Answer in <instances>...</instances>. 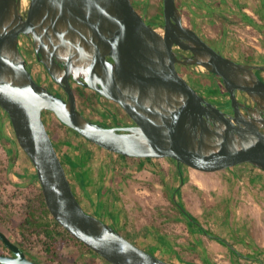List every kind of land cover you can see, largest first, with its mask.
I'll list each match as a JSON object with an SVG mask.
<instances>
[{"label":"water","instance_id":"water-1","mask_svg":"<svg viewBox=\"0 0 264 264\" xmlns=\"http://www.w3.org/2000/svg\"><path fill=\"white\" fill-rule=\"evenodd\" d=\"M163 2L161 34L132 0H30L25 10L22 0H0V106L36 168L53 216L112 264L175 263L85 209L44 111L53 112L89 141L125 156L171 157L179 164L201 166L248 162L264 170V78L257 72L264 71V64L223 54L185 24L177 0ZM22 35L31 39L37 59L67 96L33 76L20 46ZM177 63L203 66L218 75L233 112L200 93L177 70ZM74 81L117 101L135 123L112 126L89 118L78 107ZM0 239L14 252H0V263L42 264L1 229Z\"/></svg>","mask_w":264,"mask_h":264},{"label":"rangeland","instance_id":"rangeland-1","mask_svg":"<svg viewBox=\"0 0 264 264\" xmlns=\"http://www.w3.org/2000/svg\"><path fill=\"white\" fill-rule=\"evenodd\" d=\"M133 1L149 2L147 18L160 24L164 21L163 0ZM177 1L185 24L223 54L248 62L252 52L254 63L264 64V0ZM160 24L156 27L161 28ZM22 46L36 76L66 96L37 59L27 35ZM191 67L207 71L205 67ZM78 85L74 82L75 88ZM198 89L211 99L226 97L218 83ZM76 93L78 106L95 121L112 123L116 112L124 116L116 103L96 94V104L85 105ZM44 112L46 126L86 210L101 215L138 245L175 264H264L263 169L248 162L201 166L190 162L180 165L170 157H143L144 161L124 158L79 135L51 111ZM12 136L8 117L0 108V229L42 264H109L100 255L95 261L89 260L82 255L81 245L63 239L61 252L65 257L54 258L36 236L21 233L14 220L20 221L28 204L37 202L41 184L27 153L9 143ZM177 188L175 203L172 198ZM180 201L194 220L179 210ZM215 236L230 242L235 250L224 241L218 245ZM6 250L0 240V252Z\"/></svg>","mask_w":264,"mask_h":264},{"label":"trees","instance_id":"trees-1","mask_svg":"<svg viewBox=\"0 0 264 264\" xmlns=\"http://www.w3.org/2000/svg\"><path fill=\"white\" fill-rule=\"evenodd\" d=\"M177 2H178V5L180 6V8L182 9L181 3L179 1H177ZM133 4L140 12L142 11L143 16L145 17V19H147L148 22H152L147 18L149 16V9H148L149 2L140 1L139 3H135L133 1ZM163 4H164V2H163ZM203 5L204 4H201L200 7L201 8L204 7ZM162 12H163V10H162ZM152 23L155 25L160 24V22H152ZM219 51L222 52L221 50H219ZM253 56H254V54L251 52L249 54V56L247 57L248 62H255L253 59ZM181 73H182V75H184L187 78V80L189 81L190 84H192L193 86H195L197 88H200V87L201 88L202 87H209L210 88L213 85H215L216 83H218L219 85L222 86L224 92L226 94H228V91H227L226 87L224 86L222 79L220 77H218L217 75H215L214 73L208 71V70L207 71H197V70H194L191 66H183ZM78 87L79 88H77V87L75 88V92L80 93L81 100L85 105L96 104V91L95 90L88 88V87L81 85V84H79ZM83 88L91 89V91L90 92L85 91ZM76 95H77V93H76ZM230 101L231 100L229 99L228 102H230ZM0 108L5 112L6 116L8 117L9 128L11 129V131L13 133V136L11 138H9V143H11L13 145H17V147H21L18 143L12 122H11L10 117H9V114L1 106H0ZM98 122H100V121H98ZM101 123L104 125H107L106 123H103V122H101ZM71 129L74 130L73 128H71ZM74 131L76 133H78L76 130H74ZM78 134L81 135L80 133H78ZM97 146H99V145H97ZM99 147H101V146H99ZM120 155L123 156L124 158H135V157L125 156L122 154H120ZM145 158L153 159L151 157H145ZM171 159H173V158H171ZM61 160L63 161L62 158H61ZM173 160H175V159H173ZM80 163H81V161H79L78 163H75L77 168H79ZM63 164H64V161H63ZM180 165H181V163H180ZM67 173H68V171H67ZM73 189H74V187H73ZM74 191H75V189H74ZM179 192H180V190H179ZM179 192H178V194H179ZM172 200L175 202L174 198H172ZM179 203L181 205H183V203L181 201ZM177 206H179V205L177 204ZM179 210L182 211L181 208H179ZM14 223L18 224L19 229L21 230V233L24 236L28 237L27 235H31V236L34 235L40 241H42L45 245L47 253L54 258L65 257V254L63 252H61V241H62V239L73 241V242L77 243L78 245H81V248L83 249L82 255L87 257L89 260L94 259L93 261H95L97 256L99 255L97 252H95L90 247L85 245L83 242L78 240L68 230H66L64 228V226L53 216L51 210L49 209V207L46 203V199H45V195L43 193L42 187L40 188V192H39V195L37 198V202L31 201L27 206L24 217L20 221L14 220ZM120 232L123 233L130 240L134 241L130 236L126 235L121 230H120ZM154 254H155V252H154ZM104 260L107 263L112 264L108 260H106V259H104ZM191 264H197V263H191Z\"/></svg>","mask_w":264,"mask_h":264},{"label":"flooded vegetation","instance_id":"flooded-vegetation-1","mask_svg":"<svg viewBox=\"0 0 264 264\" xmlns=\"http://www.w3.org/2000/svg\"><path fill=\"white\" fill-rule=\"evenodd\" d=\"M31 40V39H30ZM31 43H32V41H31ZM21 49H22V52L24 53V55L26 56V58H27V60H28V62H29V67H30V69H31V71H32V73H33V76L36 78V80H38L40 83H42V84H44V82H43V80L42 79H40V78H38L37 76H36V73L33 71V68H32V65H31V62H30V60H29V58H28V54H26L25 52V46L23 47V46H21ZM183 52H186V53H189V51H183ZM250 63H254V62H250ZM254 64H256V63H254ZM183 66H185V65H183V64H181V63H177V65H176V67H177V70L181 73V71H182V69H183ZM257 72L259 73V75L262 77V78H264V75H263V70H257ZM182 74V73H181ZM216 75V74H215ZM184 76V75H183ZM218 76V75H217ZM219 77V76H218ZM75 82V81H74ZM44 85H46V84H44ZM49 89H51V87L49 86V85H46ZM197 88V87H196ZM52 91H54V92H56V93H58V94H60V95H63L62 93H60V92H58V91H55V90H53V89H51ZM197 90L200 92V93H202L198 88H197ZM96 94L98 95V96H100V97H102V98H104V99H106L107 101H110V102H113V103H116L119 107H120V110L124 113V116H122L121 114H120V112H116V114L114 113L113 114V122L112 123H107L106 122V124L107 125H112V126H124V125H130V124H134L135 122H134V120L127 114V112L124 110V108L117 102V101H114V100H111V99H109V98H107V97H105L104 95H101V94H99L97 91H96ZM203 94V93H202ZM204 95V94H203ZM64 96V95H63ZM67 96V95H66ZM207 99H209V100H211L213 103H215V104H217L221 109H223L224 111H226L227 113H232L233 112V109H232V107H231V101L230 102H228L229 101V99H230V96H229V93L228 94H226V97H224V98H221V99H211V98H209V97H207L206 95H204ZM79 107V106H78ZM79 109H81V111H83L82 110V108H80L79 107ZM45 113V112H44ZM84 113V112H83ZM85 114V113H84ZM104 123V122H103ZM88 210V209H87ZM89 211V210H88ZM90 212V211H89ZM92 213V212H91ZM93 214H95V213H93ZM95 215H97V214H95ZM98 216V215H97ZM99 217H101L103 220H105L101 215H99ZM106 221V220H105ZM110 224H112V223H110ZM115 228H117L119 231H120V229L118 228V226L117 225H115V224H112ZM1 240V239H0ZM2 241V240H1ZM3 242V241H2ZM4 243V242H3ZM16 243V242H15ZM4 245L8 248V250H6L5 252H1V253H4V254H10V255H14V252L4 243ZM23 250H24V252L26 253V255L28 256V257H30V258H32V259H35L33 256H31V255H29L27 252H26V250L20 245V244H18ZM36 260V259H35Z\"/></svg>","mask_w":264,"mask_h":264},{"label":"bare ground","instance_id":"bare-ground-1","mask_svg":"<svg viewBox=\"0 0 264 264\" xmlns=\"http://www.w3.org/2000/svg\"><path fill=\"white\" fill-rule=\"evenodd\" d=\"M22 8H28L29 7V1L28 0H22ZM158 32H160L161 34H164V30L162 28H157ZM203 67V66H201ZM204 68V67H203Z\"/></svg>","mask_w":264,"mask_h":264},{"label":"crops","instance_id":"crops-1","mask_svg":"<svg viewBox=\"0 0 264 264\" xmlns=\"http://www.w3.org/2000/svg\"><path fill=\"white\" fill-rule=\"evenodd\" d=\"M140 160H141V161H144V159H142V158H141ZM147 160H151V159H148V158H147ZM140 163H143V162H140ZM217 242H218V245H220V244H224V243H223V240L221 241V239H217ZM219 243H220V244H219ZM218 249L221 250V251H223V252H226L222 247H219ZM208 261H209V259H208ZM197 262H198V260H197ZM199 263H200V262H198V264H199Z\"/></svg>","mask_w":264,"mask_h":264},{"label":"built area","instance_id":"built-area-1","mask_svg":"<svg viewBox=\"0 0 264 264\" xmlns=\"http://www.w3.org/2000/svg\"><path fill=\"white\" fill-rule=\"evenodd\" d=\"M161 28H162V27H161ZM23 36H24V35H22V36H21V39H20V46L23 45ZM257 47H259V45H258ZM195 67H198V66H195Z\"/></svg>","mask_w":264,"mask_h":264}]
</instances>
